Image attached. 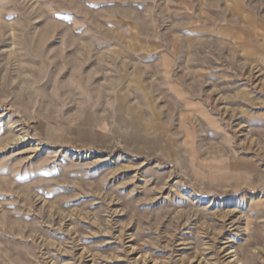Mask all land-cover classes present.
Instances as JSON below:
<instances>
[{"label":"rangeland","instance_id":"1","mask_svg":"<svg viewBox=\"0 0 264 264\" xmlns=\"http://www.w3.org/2000/svg\"><path fill=\"white\" fill-rule=\"evenodd\" d=\"M0 264H264V0H0Z\"/></svg>","mask_w":264,"mask_h":264},{"label":"bare ground","instance_id":"2","mask_svg":"<svg viewBox=\"0 0 264 264\" xmlns=\"http://www.w3.org/2000/svg\"><path fill=\"white\" fill-rule=\"evenodd\" d=\"M235 251L230 252V254H233ZM231 258L237 259V255H232Z\"/></svg>","mask_w":264,"mask_h":264}]
</instances>
